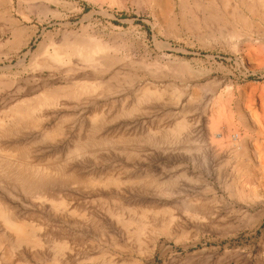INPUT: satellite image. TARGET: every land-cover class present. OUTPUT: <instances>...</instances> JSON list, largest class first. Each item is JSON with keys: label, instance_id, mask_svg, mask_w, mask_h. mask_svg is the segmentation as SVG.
I'll list each match as a JSON object with an SVG mask.
<instances>
[{"label": "rangeland", "instance_id": "obj_1", "mask_svg": "<svg viewBox=\"0 0 264 264\" xmlns=\"http://www.w3.org/2000/svg\"><path fill=\"white\" fill-rule=\"evenodd\" d=\"M263 126L264 0H0V264H264Z\"/></svg>", "mask_w": 264, "mask_h": 264}, {"label": "bare ground", "instance_id": "obj_2", "mask_svg": "<svg viewBox=\"0 0 264 264\" xmlns=\"http://www.w3.org/2000/svg\"><path fill=\"white\" fill-rule=\"evenodd\" d=\"M48 2H49V5L50 6H52V7H56L57 9H61V7H63V2H64V0H48ZM51 9V8H50ZM61 17V15H59L58 13H55V14H53V18H55V19H59ZM13 22V26H14V28H15V33L18 35V33H19V26L20 25H22V23L23 22H25L26 24H31V19H25L23 22H21V21H17V20H13L12 21ZM24 23V24H25ZM40 23L42 24V25H44L45 24V20H40ZM38 30L37 29H35L34 30V32H35V34H36V32H37ZM62 48V46L61 45H59L58 46V44L56 43V42H53V43H51L49 46H47V50H46V52L47 51H50V49L54 52V53H58L59 51H60V49ZM48 53V52H47ZM244 127H245V129L246 130H248L247 132H249V130L250 131H252V125H250L249 123H245L244 124ZM264 127V126H263ZM263 129V128H262ZM264 130V129H263ZM241 138V137H240ZM236 140V139H235ZM238 141V140H237ZM235 144H237V143H235ZM239 144V143H238ZM259 157V156H258ZM257 159V158H256ZM261 163V162H260ZM240 165V164H239ZM238 165V166H239ZM251 166V165H250ZM249 166V167H250ZM242 167V166H241ZM249 167H247V168H240L239 167V172H241L240 174H243V178H245V182H247L248 184H251L252 182V174L250 173V168ZM256 170V169H255ZM238 172V173H239ZM252 173H253V171H252ZM252 179V180H251ZM241 180H242V178H241ZM253 207H255L256 205H252ZM253 220H251V225L253 224L254 225V228L257 226V227H259V226H261L263 223H264V211L261 213V216L259 217V218H256L253 222H252ZM13 229L15 230V232L16 233H19V235H20V233L22 234L23 232H22V228H20V226H13ZM260 229V228H259ZM25 234V233H24ZM24 234H22L23 236H24ZM25 237V236H24ZM27 238V237H26ZM29 239V238H28Z\"/></svg>", "mask_w": 264, "mask_h": 264}]
</instances>
